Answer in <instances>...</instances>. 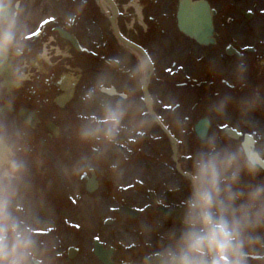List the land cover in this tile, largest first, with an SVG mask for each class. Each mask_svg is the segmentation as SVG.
Masks as SVG:
<instances>
[{
  "label": "flooded vegetation",
  "instance_id": "1",
  "mask_svg": "<svg viewBox=\"0 0 264 264\" xmlns=\"http://www.w3.org/2000/svg\"><path fill=\"white\" fill-rule=\"evenodd\" d=\"M179 1L147 0L149 12H142L135 38L123 32L119 15L121 33L155 65L147 92H137L134 103L142 108L153 97L158 102L152 113L139 117L155 118L153 126L133 129L131 119L125 120V130L111 146L80 139L81 126L103 115L101 98L89 100L88 94L108 72L109 94L123 98L135 86L127 71L112 69L111 63L127 57L131 68L139 53L117 36L96 0H43L36 9L38 15H49L48 23L40 34L25 39L21 86L11 92L2 87L0 76V109L12 107L0 115V127L26 134L19 154L28 174L19 211L39 214L36 238L42 252L37 264H143L151 258L187 195L184 170L205 135L204 119L212 104L228 101L212 127L222 140L251 134L264 146V103L247 115L241 111L247 99L264 97V0H207L215 12L210 45L179 29ZM15 2L33 23L29 14L35 4ZM60 28L78 39L80 56L60 37ZM75 59L83 60V68L73 67ZM239 63L247 66L243 78L236 71ZM76 70L80 78L67 101L73 84L63 76ZM21 109L35 112L34 124L20 117ZM7 115L15 116L11 126ZM42 147L47 153H68L67 172L60 167L62 158L40 155ZM59 179L66 197L60 194Z\"/></svg>",
  "mask_w": 264,
  "mask_h": 264
},
{
  "label": "clouds",
  "instance_id": "2",
  "mask_svg": "<svg viewBox=\"0 0 264 264\" xmlns=\"http://www.w3.org/2000/svg\"><path fill=\"white\" fill-rule=\"evenodd\" d=\"M26 29L27 18L17 11L15 0H0V68L12 64L17 84L24 79L21 61L27 47ZM111 68L127 71L135 87L123 92V98L114 97L109 94V73L97 79L88 99L101 98L103 115L81 126L79 136L84 143H117L128 119L138 130L155 124V118L139 117L154 111L157 98L142 108L134 103L136 93L146 91L154 78L152 57L137 56L131 68L127 57L117 59ZM236 71L243 78L247 66L239 63ZM227 103L209 107L205 135L184 170L187 195L179 215L170 218L172 227L143 264H252L254 260L264 264V146L251 134L233 141L222 140L212 131ZM262 103L264 97L253 96L241 104V111L247 115ZM25 135L22 129L0 127V264H37L42 252L36 238L39 214L19 211L28 174L19 154Z\"/></svg>",
  "mask_w": 264,
  "mask_h": 264
},
{
  "label": "rangeland",
  "instance_id": "3",
  "mask_svg": "<svg viewBox=\"0 0 264 264\" xmlns=\"http://www.w3.org/2000/svg\"><path fill=\"white\" fill-rule=\"evenodd\" d=\"M42 1L43 0H28V5H34L35 4V9H33V11L29 14V16H34V18H36L37 16V8L40 7L42 5ZM50 2H52V0H49ZM118 5H119V9H120V19L122 20V23L124 24L122 26L123 32L128 36V37H133L135 38L138 34L135 30L140 31L141 30V25L139 22H143V15L142 12L144 11L145 13L149 12V7H148V2L147 0H116ZM59 7H61V5H58ZM52 15L54 16L55 13H52ZM42 16V15H41ZM42 17H45V15H43ZM40 18V16L38 17V19ZM37 19V21H38ZM37 22H31L28 21L27 22V29L25 32H30L32 31V29L37 28L36 25ZM74 53V52H73ZM74 56L76 58H79L78 55H76L74 53ZM78 65H81L79 68H83V60L82 59H75V61L73 62V67H76ZM75 75H71L72 78L75 81H78L80 76L77 74L78 70H76ZM7 123L9 124L10 122H14L15 121V116L13 115H7ZM6 123V124H7ZM9 126H11L9 124ZM12 131V130H11ZM69 128L64 129V132H68ZM26 143H22L21 146L25 145ZM24 147V146H23ZM25 148V147H24ZM46 148L47 147H42V151L39 148L38 149V154L40 152V155H47L50 157H60L62 158L61 162H60V167L63 169V172H67V168L68 165L64 162V159H66L68 157V153H63V154H58V153H47L46 152ZM24 154H28L27 152H25ZM59 183V188H60V194H64L63 196H67L66 191H65V185H63V182L61 179L58 180ZM59 196H54V198H57ZM46 201V199L43 200V203ZM43 208V207H42ZM44 210V209H43ZM41 212V214H46V211ZM20 214L22 215H26L28 214V212H20ZM61 216V214H60ZM252 264H260V262L258 261H252Z\"/></svg>",
  "mask_w": 264,
  "mask_h": 264
},
{
  "label": "water",
  "instance_id": "4",
  "mask_svg": "<svg viewBox=\"0 0 264 264\" xmlns=\"http://www.w3.org/2000/svg\"><path fill=\"white\" fill-rule=\"evenodd\" d=\"M108 1L113 5L114 8L116 7L113 2H111L110 0ZM182 6L183 4L181 5L180 12H179L180 22H181V19H182L181 17L183 13L187 14V18L189 20H191V18L194 15L196 16V19H197V25H195L193 30H188V34L196 38L200 43H203V44L209 43L210 36L212 34V16L210 14L209 6L206 4H203L202 2H198L197 4H195L196 8H188L186 12L184 11V8ZM180 27L181 29H183L182 22L180 23Z\"/></svg>",
  "mask_w": 264,
  "mask_h": 264
},
{
  "label": "bare ground",
  "instance_id": "5",
  "mask_svg": "<svg viewBox=\"0 0 264 264\" xmlns=\"http://www.w3.org/2000/svg\"><path fill=\"white\" fill-rule=\"evenodd\" d=\"M103 5H104V8L107 9L106 11H109V10H108V9H109V4H107V3L105 2V3H103Z\"/></svg>",
  "mask_w": 264,
  "mask_h": 264
}]
</instances>
